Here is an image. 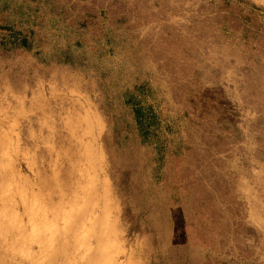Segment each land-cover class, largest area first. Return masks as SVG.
<instances>
[{
    "label": "rangeland",
    "instance_id": "rangeland-1",
    "mask_svg": "<svg viewBox=\"0 0 264 264\" xmlns=\"http://www.w3.org/2000/svg\"><path fill=\"white\" fill-rule=\"evenodd\" d=\"M73 1L0 0V264H264V0Z\"/></svg>",
    "mask_w": 264,
    "mask_h": 264
},
{
    "label": "trees",
    "instance_id": "trees-1",
    "mask_svg": "<svg viewBox=\"0 0 264 264\" xmlns=\"http://www.w3.org/2000/svg\"><path fill=\"white\" fill-rule=\"evenodd\" d=\"M73 2L74 3L71 5H73V7L78 11H87L92 13L96 12V9L94 7L86 6L82 2H80V0H75ZM136 11L138 10L135 8V5L133 6V8L132 6L130 7L129 5L128 15H127L128 20L131 19L132 15H134Z\"/></svg>",
    "mask_w": 264,
    "mask_h": 264
}]
</instances>
